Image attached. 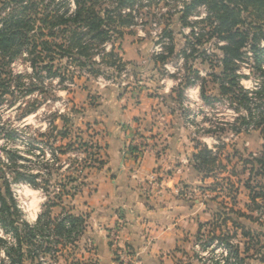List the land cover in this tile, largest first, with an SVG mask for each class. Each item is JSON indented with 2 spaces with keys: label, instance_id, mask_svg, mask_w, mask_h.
I'll use <instances>...</instances> for the list:
<instances>
[{
  "label": "clouds",
  "instance_id": "clouds-1",
  "mask_svg": "<svg viewBox=\"0 0 264 264\" xmlns=\"http://www.w3.org/2000/svg\"><path fill=\"white\" fill-rule=\"evenodd\" d=\"M109 7L111 0H100L97 11L102 16ZM183 7L180 0H160L139 15L133 12L131 36L112 33L81 57L96 72L57 56L52 62L66 77L63 83L57 76L40 84L27 51L8 65L12 81L21 77L22 89L13 82L0 96V197L20 235L0 226V264H13L9 253L16 250L24 264H262L264 200L254 207L244 184L264 183V177L249 181L264 156V122L256 108L264 104L257 95L264 92V76L236 61L235 91L247 94L248 107L231 93L223 104L205 106L200 81L184 86L183 58L153 59L167 56L153 46L166 26L182 32L177 50L194 40L192 28L178 23ZM169 13H175L170 23ZM203 20L204 15L189 17ZM214 40L198 47L218 52ZM193 67L206 80L207 72L219 73L222 65L196 61ZM31 88L36 90L21 96ZM165 96L172 97L170 105ZM203 152L210 157L206 163L194 158ZM45 217L51 221L47 228ZM27 231L51 251L29 259L30 245L20 239ZM213 236H227L239 256H230L219 240L206 247Z\"/></svg>",
  "mask_w": 264,
  "mask_h": 264
},
{
  "label": "trees",
  "instance_id": "trees-1",
  "mask_svg": "<svg viewBox=\"0 0 264 264\" xmlns=\"http://www.w3.org/2000/svg\"><path fill=\"white\" fill-rule=\"evenodd\" d=\"M86 1L88 0H76V8L73 13L46 11L43 15L29 17L28 13L34 10V6H36L34 0H0V6H3L2 11L6 9L12 11L0 23V79L4 71L3 66L15 61L24 51H27L29 57L32 58L31 66L37 76L40 71H46L51 78L60 76L63 83L65 77L60 73V67L55 68L52 62L57 56L61 59L68 56L72 63H76L90 72H96L97 70L93 66L88 65L81 57L88 56L94 45L111 39L112 33L122 38L121 31H117L115 26L109 27L107 23L117 19L121 22V24L118 23V26H123L124 22L127 23V21H122L120 16L116 18L111 17L109 11H103L104 15L101 16L98 11L94 10L99 1L92 0L88 6ZM134 2L135 0H111V3L115 7L123 4L130 5ZM201 5L206 7L207 16L203 21L197 23L204 26V34L199 35L195 39L197 40L196 44H201V38H204L203 43L213 41V38H215L212 47L218 49L223 54L218 58L214 55L215 53H211V57L216 60V63H220V66L222 65L218 76L214 73L208 75L212 78L213 83L216 85L218 83L217 94L216 96H208L205 94L204 88H201V99L204 103L212 104L218 100L217 98H225L231 93L232 100L238 101L240 105L248 107L247 94H238L235 91V62L240 61L243 63L244 60L249 58V60H252V68L255 74L264 76V46H261V41H264V0H191L185 4L184 10L181 12V22H185L184 19L188 18L192 10ZM112 10V14L116 12L114 7ZM182 26L191 25L185 22ZM81 28H85L87 31L81 33L79 32ZM174 30L176 29L173 26L171 30L166 29L162 34L167 39H170ZM194 34L192 29L190 35L193 37ZM220 41H227V43L221 46L219 45ZM75 49H79L78 56L72 55ZM173 49L174 47L171 45L167 50L169 55H172ZM248 53H251L252 56L249 57ZM162 55L158 56V61L163 62L166 60V57ZM43 59H47L49 63H42ZM213 63L214 61L212 60L208 62L211 68L215 66ZM13 82L18 83V88L22 87L20 76H17L15 81H12L9 76V79L5 82L6 85L2 83L4 89L0 91V96H3L6 90H9ZM257 95L264 96V92ZM256 108L259 110L261 116L260 122H264V104H257ZM249 114H252L251 108H249ZM248 123L249 121H245L244 126L246 127ZM257 127H259V123H257ZM235 131L237 134L240 132L238 128ZM8 136L13 138L11 133ZM194 158L204 163L210 159L207 152L194 154ZM251 163V161H245L246 165H250ZM255 163L259 164V168L252 169L249 181L257 177H264V156L258 158ZM196 167L198 165H194V168ZM17 179L29 178L18 175ZM244 187L250 193L253 206L257 208L261 207L259 201L264 200V183H261L259 180H257L255 185L246 182ZM216 215L219 216V213ZM65 220H71V217H65ZM225 222H227V218ZM75 223L76 221H73L74 225ZM50 224L51 221L45 217L43 227L47 228ZM0 226H3L6 231L12 232L17 236L20 235L16 227V221L13 218V212L2 197H0ZM236 226L239 227V225ZM63 228V221L55 225L57 235L62 233ZM35 236L34 232L27 231L20 237L24 243L30 245L27 253L29 259L38 257L42 252L51 251L50 248L34 243ZM215 240H219V246L226 248L230 256H239V250L232 248L228 243L229 238L227 236H213L205 246H210L211 242ZM247 251L248 249H245V252ZM9 255L13 257V264H24V254L22 252L16 250L15 254L9 253ZM261 262L264 264V257H261Z\"/></svg>",
  "mask_w": 264,
  "mask_h": 264
},
{
  "label": "rangeland",
  "instance_id": "rangeland-1",
  "mask_svg": "<svg viewBox=\"0 0 264 264\" xmlns=\"http://www.w3.org/2000/svg\"><path fill=\"white\" fill-rule=\"evenodd\" d=\"M27 1V0H26ZM35 1V4H36V6H34V10H31L29 13H28V16L29 17H37V16H39V15H43V13H45L46 11H59V13H63V12H67V14H69V13H73L74 11H73V8H72V2H73V0H34ZM76 1V0H75ZM92 0H88V1H86V3H87V6L90 4V2H91ZM99 2H100V0H98ZM183 0H180V2H182ZM187 2H189L190 0H186ZM99 2H98V5H99ZM159 2H160V0H147V2H145V0H135V2L133 3V4H123V5H121V6H116L115 7V5H114V8H115V13H111V11H113L112 9H113V7H109V8H105L103 11H109V14H110V16L111 17H113V18H116V17H118V16H120V19L123 21V20H125V21H127V23H125L124 22V24H123V26L122 25H120V26H118V23H120L121 24V22H120V20H111V22H109V23H107V25L109 26V27H116L115 29L117 30V31H121V34H122V39H124V38H126L127 36H131L133 33H131V32H128L127 31V29L128 28H130L134 23H135V20H134V17H133V15H132V13L133 12H135L137 15H139L142 11H143V9H145V8H151V7H153V6H155V5H158L159 4ZM98 5L95 7V9L94 10H96L97 11V7H98ZM166 7H167V5H165ZM3 8V6L1 5L0 6V23H2L3 22V19H5L6 18V16L10 13H12V11L10 10H1ZM125 9H128L129 11L125 14L124 13V10ZM205 12H207V9H206V7L204 6V5H201V6H199L198 8H196V9H194V10H192V12L190 13V15H188V18L189 17H191V16H201V15H204V13ZM99 13V12H98ZM9 14V15H10ZM100 15V14H99ZM104 15V14H103ZM173 15H175V13H169L168 14V23H170L171 22V19H172V16ZM180 16H181V13L179 12V17H178V23L180 24V26H181V29L183 28V27H191L192 29H194V32L195 33H198V35H203L204 34V32H203V27H200V25L199 24H197L199 21H197V22H195V23H193V22H190L189 21V19L187 18V19H184V21L186 22V23H190V25L191 26H182V25H184V23L185 22H181V20H180ZM10 18V17H9ZM146 23V22H145ZM197 27H199V32H197ZM173 27H171V28H168L167 26L163 29V31H165L166 29L167 30H171ZM174 28L176 29V30H174V32H172V37L170 38V39H164L163 41V43H162V46H160V45H158L157 43H159V41H160V38H161V36H162V33H163V31H162V33L160 34V36H159V38L154 42V47H156V46H159V47H161L162 49H163V51L165 52V53H167V49H169V47H171V45H173V47H174V53L172 54V55H169L168 53H167V56H165V55H162V56H165L166 57V59L168 58V57H172V59L173 60H175L177 63H178V61L181 59V58H183V60L185 61V70H186V74H185V79H187L188 80V82H185V86L187 85V84H189V82L190 81H200L201 83L203 82L204 83V89H205V93H207V95L208 96H216V94L215 95H213V94H210L211 92H212V90L213 89H215L216 90V84L215 83H213L212 82V78H210L208 75H210L211 73H213V71H211V72H207V77H208V79H204V78H201L200 76H199V69H196V68H194L193 67V65L195 64V62L196 61H199L200 62V64L201 65H203V64H205V63H207L208 64V62L210 61V60H212V61H214V58H212L211 56V53H215L214 55H216L217 57H219V56H221L219 53V51L217 52V51H209L208 49H206V48H203V47H198V46H200V45H203L204 43H203V40H204V38H201V44H196V42H197V40H195L196 38H194V40H187L186 39V42H185V44L182 46V47H180L179 48V50H177V48H176V44H177V41H176V36L177 35H182V32L180 31V30H178L175 26H174ZM112 29V28H111ZM87 30L85 29V28H81V29H79V32H86ZM179 31H180V33H179ZM189 35H190V33H189ZM89 36H91V35H89ZM124 36V37H123ZM207 43V42H206ZM252 55H250L249 57H251ZM157 58H158V56H154L153 57V59L154 60H157ZM13 62V61H12ZM11 62V63H12ZM10 63V64H11ZM215 63H216V61H214V65H215ZM243 63H248V64H250L251 65V67H252V60L250 59L249 60V58L248 59H246V60H244V62ZM54 67L56 68V67H59L57 64H55L54 63ZM3 72H2V74H1V81H0V91H2L3 89H4V87L2 86V83H3V85H6V81L9 79V76L11 77V72L8 70V65L7 64H5L4 66H3ZM221 72V71H220ZM220 72L219 73H217V72H215L214 71V74L215 75H219L220 74ZM60 73H61V70H60ZM62 74V73H61ZM34 75H35V72H34ZM63 76V75H62ZM63 77H65V76H63ZM35 78H36V80L37 81H39L40 82V84H43L45 81H50V80H52V79H55V78H51L49 75H48V73L46 72V71H40L39 72V75L37 76V75H35ZM65 79H66V77H65ZM191 83V82H190ZM17 85H18V83H15V86H16V88L19 90V89H22V87H17ZM185 88H190V87H185ZM36 89H33V88H31V89H26V90H22L21 91V96H23V95H30L33 91H35ZM8 91L9 90H6V93L5 94H7L8 93ZM179 92H182V97H180V100H181V102L182 101H184L185 99H186V96H185V93H184V91L183 90H179ZM1 93V92H0ZM4 94V95H5ZM181 96V95H180ZM218 100L217 101H215L214 103H212V104H208V103H204V105L205 106H207V107H211V108H215L216 106H218V105H221V104H223V102H224V98H217ZM198 113H196V114H192V113H190V114H188V115H192L193 117L195 116V115H197ZM239 129V128H238ZM240 130V129H239ZM7 135H10V133H8ZM9 137V136H8ZM10 138V137H9ZM217 237V236H216ZM213 251H216V249H214Z\"/></svg>",
  "mask_w": 264,
  "mask_h": 264
},
{
  "label": "crops",
  "instance_id": "crops-1",
  "mask_svg": "<svg viewBox=\"0 0 264 264\" xmlns=\"http://www.w3.org/2000/svg\"><path fill=\"white\" fill-rule=\"evenodd\" d=\"M123 37H124V36H123ZM121 39H122V38H121ZM167 50H168V49H167ZM174 50H175V49H173V53H174ZM167 53H168V52H167ZM173 53H172V54H173ZM218 58H220V56H219ZM214 61H216V60H214ZM217 61H218V60H217ZM208 65H209V64H208ZM209 67H210V66H209ZM216 67H221V66H220V63H219V64H218V63H215V66H214L213 68H216ZM213 73H214V71H213ZM185 82H188V80H187V79L184 80V86H185ZM190 82H191V83H190ZM190 82H189V84H187L185 87L188 86V87L192 88V87L195 86V84H196L197 81H195V82H194V81H193V82L190 81ZM202 85H204L203 82H202ZM202 88H204V86H203ZM204 90H205V89H204ZM205 94H207V93H205ZM180 95H181V96H180ZM177 97H178V99L180 100V97H182V92H179V91H178V92H177ZM149 99H152V97L150 96ZM162 100H163V101H168V102H169V105H170L171 102H172V97H171V96H165V97L162 98ZM180 101H181V100H180ZM194 154H195V153H194ZM244 188H245V187H244ZM245 189H246V188H245ZM246 190H247V189H246ZM209 207H210V205H209Z\"/></svg>",
  "mask_w": 264,
  "mask_h": 264
},
{
  "label": "built area",
  "instance_id": "built-area-1",
  "mask_svg": "<svg viewBox=\"0 0 264 264\" xmlns=\"http://www.w3.org/2000/svg\"><path fill=\"white\" fill-rule=\"evenodd\" d=\"M190 1H191V0H190ZM190 1H189V2H190ZM189 2H187L186 0H183V1H182V3L184 4V6H185L186 3H189ZM183 10H184V7H183V9H180L179 12L181 13ZM206 16H207V12L204 13V19L206 18ZM188 19H189V18H188ZM193 31H194V29H193ZM194 33H195V32H194ZM198 36H199L198 33H195L193 37H194V38H197ZM164 39H166V37H164L163 34H162V36H161V38H160V41H159V43H157V44L160 45V46H162V43L164 42V41H163ZM219 45H221V44L219 43ZM163 52H164V51H163ZM162 54H163V53H162ZM248 56H249V53H248ZM182 102H183V101H182Z\"/></svg>",
  "mask_w": 264,
  "mask_h": 264
}]
</instances>
